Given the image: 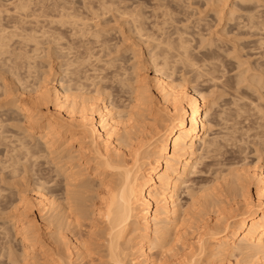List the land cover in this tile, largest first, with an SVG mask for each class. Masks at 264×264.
Segmentation results:
<instances>
[{
  "label": "bare ground",
  "instance_id": "6f19581e",
  "mask_svg": "<svg viewBox=\"0 0 264 264\" xmlns=\"http://www.w3.org/2000/svg\"><path fill=\"white\" fill-rule=\"evenodd\" d=\"M32 1L38 7H32ZM32 1L16 3L18 7L14 5L17 12L25 14L22 19L23 13L18 12L19 22L22 25L27 23L26 26L32 23L31 29L25 25L14 27L18 17H12L17 15L11 16V21L14 20L12 24L5 22L6 25H0H5V29L2 27L1 30L0 27V57L3 54L13 55L3 61L2 56L0 60L5 64L10 63H0V97H4V101H0V146L5 147L4 150L0 149L4 155L0 154V157H4L3 160L0 158V182L10 181L6 188L1 183L5 189L0 187V204L6 207L5 210L0 207V214L6 212L0 221V240L7 238L11 244V239H15V245L18 244L16 249L15 245L10 244V247H5L10 263L213 264L210 260L216 257L220 264H233L231 258L234 257L236 264H264L263 157L259 155V162L254 161L256 163H248L245 159V164L241 157L243 163L240 165V157L236 162V158L231 156L232 162L235 160L236 164L239 163L240 169L236 164L237 169L234 166V169L228 168L231 164L223 160L228 146L237 148L238 156L244 152L246 155L251 153L246 151L249 141L244 140V135L249 136L247 132L251 131L253 135L250 136L257 139L256 144L261 146L253 144L259 148L254 151H264V20L260 21L258 17L261 0L258 5L255 1L252 4L253 9L254 5L259 7L255 9L259 10L257 14L254 10L253 14L250 13L252 7L249 3L250 9L241 8L249 12L243 13L245 22L242 24L237 22L238 17L233 16L236 20L233 23L237 22L235 26L238 24L235 36L247 35L244 36L247 39L259 37L253 45L250 40H254L250 38L242 43L234 40L236 44L240 43L239 47L244 52L250 50H247L251 48L250 45L254 46L251 53L243 54H247L246 58L259 56L256 61L253 60L254 63L246 58L241 63L239 60L243 61V55L240 57L241 53H238L237 57L235 54L236 58L240 57L238 61L236 59L237 69L244 64L249 65L246 68L242 66L246 71L237 75L234 73L235 76L227 75L229 72L225 61L224 65L221 63L225 57L222 55V58L221 54L229 55L231 50L220 53L225 47L221 49L220 45L215 48V43L221 44L220 37L233 33L222 30L220 34L224 35L221 36L216 32L215 38L219 41L213 42L214 38H210L212 42L209 39L210 43L205 44V47L209 46L206 49L203 45L199 46L204 41L208 42L206 35L199 31L201 25L198 28L193 26L196 32L201 33L203 39L199 38L202 41L199 45L195 43L197 38L194 37L200 33H190V36L187 30L188 35L192 40L196 39L194 44L198 45L197 48L203 47L207 51L200 55L186 34L185 30L190 26L180 29V23L175 22L180 19V0H177L178 13L173 11L176 0L170 3L172 8L169 3L170 6L164 8L167 0H159L160 4L163 1L164 8L160 22L156 21L159 16L155 12L163 8L156 0L152 2H157L155 6H159L156 9L160 10L154 11L158 16L155 22H152L153 15L151 21L147 17L153 11L145 15L144 10L150 4L144 5L142 0L144 4L141 1L140 4L146 7L140 5L139 8L133 5L138 3L132 4L133 1L128 0L131 2L129 6L139 9L132 6L128 10L125 5L126 12L124 7L119 6L122 0H116L119 5H115L114 0H111L113 3L106 0L108 4L112 3L109 10L104 0L100 4L105 5L106 10L100 9L104 6L99 3L97 6L100 8L93 6L97 10L90 11L89 15L92 17V13L97 12L95 19L108 17L112 7L114 14H117L115 9L118 6V11L122 9L123 13L117 16L122 18L127 15L128 20L131 18L129 23H132L133 29H130V33H134L137 39L131 35L129 39L138 41V48L141 44L150 47L146 45L149 49H146L145 55L141 54L146 59L140 56L143 47L132 48L128 54L129 60L141 58L133 65L123 64L125 54L122 62L119 57L118 60L115 57L109 60L107 56L110 57L116 47L120 49L122 42L120 45L117 43L119 47L113 41L111 43L114 32L107 31L100 19L89 16L94 22L100 20L101 24H97L105 30L90 25L93 21L90 23L86 13H80L81 7H78L79 11L74 4V11L77 9L80 16L77 17L76 11H73L76 16H72V12L67 11L68 8L72 9V6L67 8L70 0ZM82 1L86 0L79 1L85 6ZM240 1L246 4V0ZM71 2L74 3V0ZM250 2L253 3L252 0ZM211 3L219 5V8L215 6L219 9L216 15L233 12L234 6H238H232L230 0ZM83 6L86 10L87 7ZM26 9L32 11L28 10L29 13ZM7 10H0V16L1 11L6 13ZM172 12H176L178 18ZM261 16L264 17V13ZM72 17H77L78 23L84 20L90 24L84 22L82 27L80 23V29ZM172 22L178 25H173V28L176 25L175 29L170 26L173 30L168 28ZM8 25L14 28L9 30ZM67 25L74 31V38L69 40L65 39L64 33L67 31L63 32L68 29ZM153 25L156 31L161 28L160 34L153 33L155 30L150 27ZM163 26L165 28L162 29ZM149 28H153V31ZM243 29L247 32H241ZM81 31L82 34L78 35ZM13 39L15 47L10 46L14 49L9 51L7 48ZM52 43L56 45V51H53L57 54L56 58L62 59V62L56 65V70L49 65V69L45 68L47 71L42 74L39 71L43 66L40 69V64H36L37 56H33L34 59L31 57L33 65H30L31 62L28 65L30 56H25L27 52L24 51L33 44L29 49L31 53L41 52L40 45L44 47ZM95 48H99V51L96 49L98 52H95ZM237 48L238 45L233 48L236 53ZM43 49L45 53H50V48ZM119 49L115 50L116 53H119ZM194 49L201 58L195 55ZM40 52L36 54L40 56ZM94 52L97 53L94 56L101 54L100 57L95 59ZM90 53L93 54L90 56ZM88 55L94 58L92 62L95 65L92 62L86 65L91 59ZM25 57L28 59V62L25 60L27 65L22 63ZM96 60L100 65H96ZM149 70H153V73H149ZM179 72H182L179 79L182 84L177 80ZM188 84L192 86L188 87ZM202 84L210 86L211 90L220 89L219 93H227L229 99L225 98L217 106L218 98L210 99L213 90L212 94L210 89L206 91L209 99L198 90ZM240 85L246 89H239ZM11 126L18 132H12ZM243 141L246 149L241 147ZM231 150L234 154V149ZM205 159L208 162L204 164ZM202 164L205 166L201 169ZM207 173L213 176H209L212 180L206 179ZM195 175L197 177L193 178ZM199 178H203L202 182L193 186ZM252 185L255 187L254 193ZM185 192H188L190 199L184 201L182 195ZM2 250L0 258L5 252Z\"/></svg>",
  "mask_w": 264,
  "mask_h": 264
},
{
  "label": "rangeland",
  "instance_id": "374dc122",
  "mask_svg": "<svg viewBox=\"0 0 264 264\" xmlns=\"http://www.w3.org/2000/svg\"><path fill=\"white\" fill-rule=\"evenodd\" d=\"M21 1H22V0H21ZM21 1H20V0H0V7L2 8L1 5H3V7H5V8H4L5 10H4L3 8H2V9L0 8V10H2V11L5 12V11L8 9V10L10 11V12H9V11L7 10L8 12H6V13H3V12L1 11V14H2V15H1L0 17L3 18V19H2V22H1V18H0V25H2V24H5V25H6L5 22H7V23H9V24H12L14 20L11 21V19H12V18H13V19H16V17H18V15H17L18 12H21V13H19V14H22V13H23L22 11H18V12H17V7H18L19 5H18V4L16 5V3H19V2H21ZM24 1H25V0H24ZM24 1H23V2H24ZM30 1H32V0H30ZM35 1H37V0H35ZM38 1H39V0H38ZM50 1L52 2V0H49V2H50ZM53 1H55V0H53ZM68 1H69V0H68ZM68 1H67V2H68ZM79 1H81V0H74V3H72L71 0H70V3H69V2H68L69 4L67 3V4H68L67 8L72 6V9H73V10H72L71 8H68V10H67V9H66V10H67L68 12L70 11V14H71V12H72V14H71L72 16H76V14H77V17H78L79 13H77V12L80 11L78 7H81V8H80V9H81L80 13H86L85 15L88 16V17H86V18H88V20H89L90 17H91V15H89V14H91L90 11H91V12H95V11H96L98 8H100L101 6H104V8L102 7V8H100V9H102V10H106L107 7L105 8V5L108 4V3H107L108 1H106V0H104L105 5H103V4L101 5V4H100V1L103 2V0H86L87 3H86V1H85V2L82 1V2L85 3V4H84L85 6H83V5H82L83 3L81 4ZM105 1H106V2H105ZM115 1H116V0H114L115 5H116V4L119 5V4L117 3V1H116V2H115ZM118 1H119V0H118ZM130 1H131V0H130ZM130 1H128V0H127V1H124V0L119 1V2L122 3L121 5H119L120 8L124 7V8H123V10H124V9H126V6H128L129 8L127 7V9L129 10L130 7H132L133 5H137L139 8H141V6H144V5H148V4H150V5L147 6V8H146L144 11L146 12L145 15L147 14V12L150 11L149 13H151V11H153V12L151 13V15H150V14H149V15L147 14V15H148L147 17L149 18V20L151 19V16L153 15L154 19L152 18V22H155V20L158 18V16H159V20L157 19L156 21H157V22H158V21H159V22L162 21L163 16H162L161 14L163 13L164 8H168L167 6H170V5L172 4V3H171L172 0H171V1L167 0V2L164 3V6H166V7L163 8V5H162V4H163V1H162V3L160 4L159 0H156V1L159 2L160 7L163 8V9L160 10V9H156V8H158L159 4H157V7H156V6H155V3H157V2L154 3V1L152 2V0H150V2H149V0H142V1L145 2V4H144L141 0H132V1H133L132 4H133V3H138L139 5H138V4H133L132 6H129V5L131 4ZM134 1H135V2H134ZM140 1H141V3H143L144 5H141V4H140ZM164 1H165V0H164ZM178 1H179V0H178ZM178 1H177V0H176V2L173 1V2H175V3H173V5H174V4H175V5H174V6L171 5L170 7L172 8V6H173V9H174L173 11H176L177 13H178V11H179L178 9L180 8V11H179V14H178L180 19H176V21H175V22H177V23H178V22L180 23V24H179V28L181 29L183 26H186V27H187V26H190V28L187 27L188 29L185 28V29H186V30H185V31H186V34L188 35V32L190 31V32H189V35H190V33L195 34V32H196V29H194L193 26H195V27L198 28V27H200V25H201V27L199 28V31H200V32L202 31L203 36H204V34L206 35L205 37L208 39V42H205V41H204V42H205V43L203 42L204 44L202 43L201 45H199V42L202 41L203 37L200 36V35H201L200 32H196V35H197L198 33H200V34H199L198 37H197V36L194 37V38H197V42H195V43L198 44L199 46H202V45H203V46L205 47V44L208 45V44L210 43V41H211L210 38H212V39L214 38V39H213V42H216V40L219 41V39H220L219 42H221V44H219V43H215V44H216V45H215V48H217V46H220V45H221V46H220L221 49H222V47H223V48L225 47L224 49L221 50L220 53H222L223 50H225L226 52H227V51H230V50H231V51H234L232 54H231V51L229 52L231 55H230V54L228 55V53H225V54L222 53V54H221V56H222V55H225V57L222 56V58H223V57H224V58L221 59V60H222L221 63H223V60L225 61V66H226V68H227V73L229 72L227 75L232 76V75H234V73H236L235 75H237V73L240 74V72H242L243 70L246 71V69H244V68H246L247 65H245V64H244L245 66L242 65L244 68H242V66H241V67H239V69H237L238 62H236V59H237V61H238V60L240 59V57H242L241 55H243V54L246 53V52H248L247 54H249V52L251 53L250 50H252L251 48L254 47V46H252V45L258 40L259 37L256 36V37H254V39H253V36H252V37H248V39H247V37L244 38V36H247V35H243V36H239V37H238V36H235V34H237V32H238V31H237V26H238V24H237V26H235V25H236V23H237L238 21H239L241 24H242V22H245V21H244V18H242V17H243V16L245 17V15H243V13H244V14L246 13V12H244V10H247V7H248V9H250V8L252 7V9L249 10L250 13H252V14L254 13V11H255V14H257L256 12L259 11L258 9H259V7H260L261 10H262V11H261V10H260V11H261V13H262V15H263V13H264V12H263V11H264V10H263V9H264V8H263V7H264V0H261V1H260L261 3L259 2V0H257V1H256V0H252L253 3L250 2L251 0L248 1V2H247V0H246V1H245L246 4L244 3V1H242V2H241V1L238 2L239 0H230L231 5H232V4H233V5L236 4V5L239 6V10H238V6H234L235 9H233V12H229V11H227L228 13H227V12H223L222 14H220L221 17H222V19H221V17H219V16H220L219 14L216 15V12L219 10V9H218V8H219V5H217L218 3H217L216 5H215V3H214V4L211 3L212 1L215 2V0H184V1H183V0H180V1H181V2H179L180 4L178 3ZM234 1H237L238 3H237V2L235 3ZM254 1L256 2V5H258V4L260 3V4H259V7H258V6L255 7V5H254V8H255V9L258 7L257 10L253 9L252 4H255ZM23 2H21V3H23ZM46 2H48V0H46ZM75 2H77V4H75ZM110 2L113 3V1L109 0V3H110ZM257 2H258V3H257ZM14 3H15V4H14ZM71 3H72V4H71ZM79 3H80L81 5H80ZM90 3H91V4H90ZM98 3H99L101 6L98 5V6H99V7H98V6H97ZM106 3H107V4H106ZM112 3H111V4H108L109 7H108L107 10H109V8H110V6L112 5ZM168 3H169V4L171 3V4L169 5ZM239 3H240V4H239ZM248 3H249V5L251 4V5H250L251 7L248 5ZM35 4H36V3H34V1H32V7H33ZM70 4H71V5H70ZM73 4H74L76 7H75ZM78 4H79V6H77ZM88 4H89V5H88ZM165 4H166V5H165ZM178 4H179V6L181 5L179 8H178ZM14 5L17 6V7L15 6L16 9L14 8ZM20 5H21V4H20ZM30 5H31V3H30ZM69 5H70V6H69ZM86 5H87V6H86ZM90 5H92V6H90ZM113 5H114V4H113ZM115 5H114V6H115ZM122 5H124V6H122ZM125 5H126V6H125ZM140 5H141V6H140ZM161 5H162V6H161ZM233 5H232V6H233ZM247 5H248V6H247ZM35 6L38 7V5H35ZM82 6H83V7H87L89 10H88L87 8H86V10H85V8L83 9ZM88 6H89V7H88ZM93 6L96 7V8L98 7V8H97V9H95V8L93 9ZM119 6H118V7H119ZM153 6H155V7L153 8ZM215 6H217L218 8H216ZM240 6H241V7H240ZM242 6H243V7H242ZM245 6H246V8H244ZM73 7L77 8L79 11H77V9H76V10H75L76 12H75V11H74L75 8H73ZM118 7H117V9H115V10H117V12H115V13H117V14H114V10H113L114 7H112L113 9H112V8L110 9V10L112 11V12L110 11L111 14H112V16H110L111 14L108 15V13H107L108 11H107V12H105V13L108 15V17H105V18L102 17V18H104V19H100V18H96V19H100V20H101V21H100V20H99V21L102 23L103 27H104V26L106 27V30H107V31H112V32H114V33L111 32V33H112L111 35H112V37H113V40H111V43H112V41H113V43H114V44L116 43L115 45L118 46L117 43H119V45H120V42H122V43H121V46H122V47L120 46V49L118 48V49L120 50L119 53H116V51H117L118 49H117V47L114 45V46L116 47L117 50L114 48V49L116 50V51L113 50V52L115 51L114 56L112 55L113 52L111 53L110 57L107 56V57L109 58V60H110V59H111V60H112V59L114 60L115 58H116V60H118V57H119V60L121 61V60H122L121 58H123V55L125 54V55H124V58H123V64H126V65H133V62H134V64H135V62H137V61H141V60H139V59H141V58H140L141 54L145 55L146 53L144 54V52L146 51V49H149L150 47H149L148 44H146V45H147L149 48H147L146 45H144V44H143V46H142V44L140 43V44H141V45H140V48H138V47H139V46H138V43H139V42H138V41H135V40H134V41L131 40L132 38L137 39L136 36L133 35L134 33H132V34L130 33V32H131L130 29H131V30L133 29V28H132V27H133L132 23H129V22H130L129 20H130L131 18L129 17V20H128L127 15H125L126 17L123 15L124 17L122 16V18H120L121 16H117L119 13H121V15H122V13H123V10H122V9H120V10H122L121 12H120V10L118 11ZM133 7L135 8V6H133ZM144 7H146V6H144ZM144 7H143V8H144ZM148 7H149V8H148ZM150 7H151V8H150ZM170 7H169V10H168V11H170ZM234 7H233V8H234ZM19 8L21 9V7H19ZM34 8H35V7H34ZM90 8H91V10H90ZM115 8H116V6H115ZM134 8H132V9H134ZM139 8H135V9L138 10ZM143 8H142V9H143ZM241 8L244 9V10H242ZM69 9H70V10H69ZM92 9H93L94 11H93ZM132 9H131V10H132ZM147 9H148V10H147ZM18 10H19V9H18ZM21 10H22V9H21ZM28 10H29V9H26V12L32 11V10H29V11H28ZM102 10H99V11H102ZM155 10H160V12H157V11L155 12L158 16L155 15V13H154ZM165 10H166V9H165ZM253 10H254V11H253ZM73 11H74L76 14H75ZM86 11H87V12H86ZM99 11H98V12H99ZM124 11L126 12L127 10H124ZM171 11H172V9H171ZM236 11H237V12H236ZM240 11H241V12H240ZM260 11H259V12H260ZM15 12H17V13H15ZM110 12H109V13H110ZM128 12H129V11H128ZM176 12H174V13L172 12L173 15L176 14ZM234 12H235L236 14H234ZM238 12H239V13H238ZM259 12H258V17L260 18V21H261V20H264V19H263L264 17L261 16V13H259ZM29 13H30V12H29ZM96 13H97V12H96ZM96 13H95V14L92 13V15L96 16ZM99 13H100V12H99ZM232 13H233V14H232ZM247 13H249V12H247ZM247 13H246V14H247ZM73 14H74V15H73ZM113 14H114L115 16H114ZM159 14H160V15H159ZM225 14H227V15L225 16ZM12 15H17V16H13V17L11 18ZM24 15H25V14L23 13V16H22V17H21V15H19V16H20L22 19H24V18H23V17H25ZM81 15H82V14H81ZM145 15H144V16H145ZM223 15H224L225 17H223ZM240 15H241V16H240ZM2 16H3V17H2ZM79 16H80V15H79ZM89 16H90V17H89ZM94 16H92L91 18H94V19H95ZM102 16H105V15H102ZM149 16H150V17H149ZM161 16H162V19H161ZM229 16H230V17H229ZM233 16L238 17V18H236V20L238 19L236 23H233V22L236 21V20H235V17H233ZM239 16H240L241 18H240ZM256 16H257V15H256ZM77 17H76V18H77ZM82 17H85V16L82 15ZM82 17H79V19H80V18L82 19ZM96 17H97V16H96ZM155 17H156V19H155ZM173 17H174V16H173ZM176 17L178 18L177 14L175 15V18H176ZM74 18H75V17H74ZM74 18L72 17V19L74 20V22H77V23H78V19L75 18V19H76V20H75ZM106 18H107V19H106ZM108 18H110V19L108 20ZM126 18H127V19H126ZM239 18H240V20H239ZM261 18H262V19H261ZM9 19H10V20H9ZM22 19H21V20H22ZM72 19H71V20H72ZM81 19H80V20H81ZM84 19H85V18H84ZM94 19H93V20H94ZM96 19H95V20H96ZM105 19L108 20L107 22H105L106 24L102 22V20H103V21H106ZM160 19H161V20H160ZM199 19H201L202 21H201V20L198 21ZM242 19H243V21H242ZM5 20H6V21H5ZM17 20H18L17 22H19V20H20L19 17H18ZM28 20H29V18H28ZM69 20H70V19H69ZM73 20H72V21H73ZM80 20H79V21H80ZM93 20L90 19V23H91V21H93ZM153 20H154V21H153ZM179 20H180V21H179ZM8 21H10V22H8ZM97 21H98V20H97ZM97 21H95V22L93 21L94 24H95V23H96V24L99 23V21H98V22H97ZM127 21H128V22H127ZM150 21H151V20H150ZM163 21H164V20H163ZM197 21H198V22H197ZM203 21L206 22V23H204ZM11 22H12V23H11ZM17 22L15 23V21H14V24L17 25V24H18ZM84 22H86V21L83 20L82 23H84ZM93 22H92L91 24H90L89 22H86V23H88V24H90V25H93L94 27H95V26L97 27V25H98V27H97V28L95 27V29H98V28H99L100 30H101V29H102V30H105L101 25H100L101 28L99 27V24H101V23H99V24H97V25H94ZM182 22H183V23H182ZM199 22H200V23H199ZM202 22H203V23H202ZM19 23H20L19 25H17V26L15 25L14 27H18V26H19V27H20V26L23 27L25 24H27V23H24V25H22L23 23H22L21 21H20ZM21 23H22V24H21ZM80 23H81V21L78 23V25H76L78 28H80V27H79ZM82 23H81V25H82ZM172 23H173V24H172ZM172 23H170V25L168 26V28H169L170 26L173 28V25H174V24L177 25V23H174V22H172ZM232 23H233V24H232ZM240 23H239V25H240ZM205 24H206V25H209L210 27H209V26H208L209 28L206 27ZM243 24L245 25V23H243ZM5 25L2 26V27H4V29H5ZM28 25H29V26H28ZM28 25H27V26L25 25V27L30 28V29L33 27V24H32V23H31L32 26L30 25V23H29ZM34 25H35V24H34ZM81 25H80V26H81ZM158 25L161 27V25H164V24H158ZM176 25H175V26H176ZM197 25H198V26H197ZM211 25H212L213 27H212ZM214 25H216V26H214ZM35 26H36V25H35ZM68 26H69V25L66 26V28H68V29H64V30H63V32H66V31H67L66 33H64L65 36H66V38H65L66 40H69V38H70V39H71V38H74V37H73L74 31L72 32V29H73V28L71 29V28H70L71 26H69V27H68ZM131 26H132V27H131ZM155 26H156V25H155ZM164 26H165V25H164ZM164 26L162 27V29L165 28V27H167V26H165V27H164ZM175 26H174L173 29L176 28ZM180 26H181V27H180ZM242 26H243V25H242ZM0 27H1V26H0ZM2 27H1V30L3 29ZM6 27H9V28H7V29H9V30L11 29V27L14 28L12 25H11V26L8 25V26H6ZM82 27H84V25H82ZM82 27H81L80 29H82ZM94 27H93V28H94ZM150 27H153V28H154V25H153V26H150ZM157 27H158V26H157ZM171 27H170V29H172ZM177 27H178V25H177ZM69 28H70V30H69ZM153 28H149V29H151V30L153 31ZM210 28H211V29H210ZM225 28H226L227 30H226ZM36 29L39 30V28H36ZM159 29H161V28H159ZM159 29H158V31H156L157 28H156V30H155V28H154L155 31H153V33H154V32H155V33L159 32V34H160L161 31H159ZM170 29H169V30H170ZM173 29H172V30H173ZM191 29H192V30H191ZM200 29H201V30H200ZM202 29H203V30H202ZM205 29H206V30H205ZM207 29H209V30H211V31H209V30H207ZM233 29L236 31V33H235V31H234ZM1 30H0V31H1ZM183 30H184V29H182L181 31H183ZM187 30H188V32H187ZM194 30H195V31H194ZM197 30H198V29H197ZM217 30H218V31H217ZM220 30H221V31L223 30L224 32L227 31L226 33H228V34L233 33L234 35L231 34V35H227V37H225L226 35L223 34V35H224V36H223V35L220 34V33H223V31L221 32ZM29 31H30V30H28L27 32H29ZM69 31H70V32H69ZM185 31H184V32H185ZM219 31H220V32H219ZM231 31H232V32H231ZM71 32H72V34H71ZM132 32H133V31H132ZM203 32H204V33H203ZM216 32H218L217 34H220V35L223 36V37H220L219 39H216V38H215V36L217 35ZM241 32L245 33V32H247V31H246V29H245V30L243 29V31H241ZM208 33L211 34V35H209ZM212 33H213V35H212ZM39 34H40V32H39ZM69 34H70L71 37L69 36ZM80 34H82V31H81L80 33H78V35H80ZM117 34H118V35H117ZM193 34H192V35H193ZM40 35H41V34H40ZM40 35H39V36H40ZM90 35H91V34H90ZM113 35H115V36H113ZM130 35H131V37H132L131 39H129ZM132 35H133V36H132ZM189 35H188V36H189ZM238 35H240V34H238ZM0 36H1V35H0ZM190 36H191V35H190ZM190 36H189V37H190ZM193 36H195V35H193ZM234 36H235V37H234ZM248 36H250V35H248ZM112 37H111V39H112ZM114 37H115V38H114ZM199 37L202 38V39H200ZM240 37H242V39H240V40L237 39V38H240ZM127 38H128V39H127ZM221 38H222L223 40H221ZM243 38H244V39H243ZM249 38L252 39V40H254V41H251V40H250V42L252 43V45H250L251 43L249 44V45L251 46V48H250V47L247 48V50H249V49H250V50L244 52V50H243L241 47H239V45H240V43H242L243 41H244V42L249 41ZM255 38H256V40H255ZM65 39H64V40H65ZM89 39H90V38H89ZM190 39H191V37H190ZM192 39H193V38H192ZM192 39H191V40H192ZM209 39H210V41H209ZM245 39H246L247 41H246ZM114 40H115V41H114ZM130 40H131V41H130ZM199 40H200V41H199ZM234 40H235L236 42H239V41H240V43L236 44ZM12 41H13V42H12ZM12 41H11V42H12V43H11V42H9V40H8V42H9L10 44H9V47H8L7 49H8L9 51H10L11 49H14V47H15V46L13 45V43L15 42V40L13 39ZM132 41L135 42V43H137V45H134L135 43H133ZM194 41H196V39L192 40L193 46H194V48H196V50H197V49L199 50L200 55H202V53L205 54V52L207 53V51H205V48H206V47H209V46H206L205 48H203V47H201V48H200V47L197 48L198 45L194 44ZM223 41H224V42H223ZM233 41H234V42H233ZM241 41H242V42H241ZM61 42H62V41H61ZM131 42H132V43H131ZM211 42H212V41H211ZM222 43H223V45H222ZM224 43H225V44H224ZM11 44H12V45H11ZM14 44H15V43H14ZM61 44H64V41H63ZM235 44H236V45H235ZM112 45H113V44H112ZM195 45H196V46H195ZM224 45H225V46H224ZM237 45H238V48H237V50H236V51H237V53H236L235 50H234L233 48H234V46H237ZM10 46H14V47L12 48V47H10ZM46 46H47V47H46ZM48 46H50V47H48ZM95 46H96V45H95ZM114 46H113V47H114ZM137 46H138V47H137ZM241 46H242V45H241ZM32 47H33V44H31V46H30L29 48H26V49H28V50L24 51L25 53L27 52V54H25V56H26V55H27V56H28V55L30 56V58H29V62H28L27 57H25V59L23 58L24 60H22V63L25 62V60L27 59L28 65H29L30 62H31L30 65H31V64L33 65V61H30V60H32L31 57H33V56L36 57V56H37L38 62H37L36 64H37V65L40 64V66H39L40 69H41V66H43L42 69H41L40 71L38 70L39 72L42 71V72H41L42 74L44 73L43 71H45V72L47 71V69H45V68L48 67V69H49V65H50L51 67L53 66L52 68H53L54 70H56V69H57V68H56V67H57L56 65H60V64H61L62 59H60V58H56V57H57V56H56L57 54H56L55 52H53V51H56V50H55L56 45H55L54 43L49 44V45H48V44H47V45L45 44V46H44V47H45V50H47V48H50V49H48L50 53H48V51H47L48 55H47V53H45V51H44V49H43V48H44L43 45H42V46H41V45L39 46V47H40L39 49L41 50V52H42V51L44 52V53L42 54V53L38 50V51L40 52V56H38V55H39V52H36V51H35L36 53H38V55H37L35 52H34V53H31V50H29V49H31ZM42 47H43V48H42ZM51 47H52V48H51ZM118 47H119V46H118ZM133 47H136V48H138V49H141V47H143V48L141 49L142 51L137 49L139 52L141 51V52H143V53H140L139 59H137V60H135V61H134V60H132V61L129 60V59H130L129 55H130V53L132 52V48H133ZM145 47H146V48H145ZM242 47H243V46H242ZM35 48H36V47H35ZM213 48H214V47H213ZM231 48H232V49H231ZM240 48H241V49H240ZM33 49H34V48H33ZM33 49H32V52L34 51ZM37 49H38V47H37ZM42 49H43V50H42ZM53 49H54V50H53ZM96 49L99 51V48H95V52H98ZM143 49H144V51H143ZM200 49H201V50L203 49V50L201 51ZM206 49H207V48H206ZM235 49H236V48H235ZM238 49H239V52H238ZM83 50H84V49H83ZM121 50H122L123 52H125V53L121 54V52H122ZM198 50H197V51H198ZM240 50H241L242 52H241ZM28 51H29V52H28ZM93 51H94V50H93ZM93 51H92V52H93ZM126 51H127V53H126ZM219 51H220V50H219ZM225 51H223V52H225ZM253 51L255 52L256 50H253ZM95 52H94V54H93V53H92V54H93V57H95V59H96V57H97V58H98V56L100 57L101 54L98 53V54H100V55H98V56H94V55L97 54V53H95ZM128 52H129V53H128ZM194 52H196L195 49H194ZM256 52H258V51H256ZM8 53L10 54V52H8ZM30 53L33 54V55L31 56ZM238 53H239V54L241 53V54L239 55L240 57H239V58H236V56L238 57ZM5 54H6V53H5ZM45 54L47 55V57H45ZM55 54H56V55H55ZM92 54L90 53V56H91ZM115 54H116V56H115ZM128 54H129V55H128ZM235 54H237V55L235 56ZM247 54L243 55V57H244V58H243V61L240 59L239 62H240V61H241V63L244 62V59L247 57V56H246ZM7 55H8V54H7ZM7 55H4V54L2 55V56H3L2 61L5 60L6 57H7V58H8V57L10 58L11 55H9V56H7ZM54 55H55V57H54ZM127 55H128V56H127ZM143 55H142V56H143ZM195 55L199 56L198 52H196ZM2 56H1V57H2ZM12 56H13V55H12ZM12 56H11V57H12ZM29 56H28V57H29ZM43 56H44V57H43ZM88 56H89V55H88ZM90 56H89V57H90ZM121 56H122V57H121ZM142 56H141V57H142ZM226 56H227V58H226ZM245 56H246V57H245ZM1 57H0V60H1ZM34 57H33V59H34ZM48 57H49V58H48ZM89 57L87 58L88 60H89L90 58L93 59V60L90 59V62L87 60L88 62H86V65H91V64H87V63H91L92 61H94V58H93V57H90V58H89ZM114 57H115V58H114ZM127 57H128V58H127ZM143 57H145V56H143ZM201 57H202V56H199V58H201ZM251 57H252V56H251ZM251 57H250V58L248 57V58H246V59H250V61H252L253 63L259 58V56H257V55H255L254 57H252L253 59H251ZM255 57H256V58H255ZM257 57H258V58H257ZM108 58H106V60H107ZM225 58H226V59H225ZM37 59H36V61H37ZM52 59H53V60H52ZM104 59H105V58H104ZM144 59H146V57H145ZM144 59H143V60H144ZM124 60H125L126 62H124ZM253 60H255V61H253ZM2 61H0V63H1ZM234 61H235V63H234ZM27 62H25L23 65H27ZM59 62H60V63H59ZM97 62H98V64H97ZM121 62H122V61H121ZM121 62H120V63H121ZM252 62H251V63H252ZM7 63H9V62H7ZM7 63H6V64H7ZM34 63H35V61H34ZM93 63H94V65H95V62H92V65H93ZM253 63H252V64H253ZM2 64L4 65L5 62H2L1 65H2ZM6 64H5V65H6ZM12 64H14V63H12ZM102 64H103V63L101 62V65H102ZM219 64H220V63H219ZM7 65H10V63L7 64ZM14 65H18V64H14ZM19 65H21V64H19ZM45 65H48V66L45 67ZM96 65H100L98 60H96ZM220 65H222V64H220ZM223 65H224V63H223ZM227 65H229V66H227ZM234 65H235V66L237 65V66L234 67ZM247 67H249V65H248ZM39 68H38V69H39ZM55 68H56V69H55ZM235 68H236L237 70H235ZM43 69H44V70H43ZM150 69H151V68H150ZM229 69H230V70H229ZM240 69H241V70H240ZM233 70H234V71H233ZM253 72H254V71H253ZM41 73H39V74L41 75ZM132 73H133V72H132ZM149 73H153V70H151V72H150V70H149ZM181 73H182V72H179V73L177 74V80L181 79V77H180V76L182 75ZM249 73H250V72H249ZM249 73H248V74H249ZM255 73H256V71H255ZM143 74H144V72H143ZM180 74H181V75H180ZM250 74H251V73H250ZM132 75H133V74H132ZM132 75H131V76H132ZM235 75H234V76H235ZM133 76H134V75H133ZM133 76H132V77H133ZM178 76H179L180 78H179ZM230 76H229V77H230ZM131 81H132V80H131ZM180 82H181V81L179 80L178 83H179V84H182V82H181V83H180ZM128 83H130V81H128ZM132 83H133V82H132ZM205 85H206V84H205ZM244 85H245V84H244ZM187 86L189 87V86H192V85L188 84ZM203 86H204V84H202L201 86L198 87V90L201 91V93L204 92V93L206 94V96H207L208 93H206V91L209 92L208 90L210 89V93L212 92L213 89L211 90V87H210V86H204V87H203ZM200 87H201V88H200ZM244 87H245V86H243V85L241 86V85H240V88H239V87H238V88H239V89H242V88H243V89L245 90L246 87H245V88H244ZM203 88H204V90H203ZM207 89H208V90H207ZM243 89H242V90H243ZM0 90H1V87H0ZM202 90H203V91H202ZM214 90H215L216 92H215ZM214 90H213V92L216 93V95L213 96L214 93L212 92L213 94L211 93V94H212V95L210 96L211 98L208 97V96H207V97H208V99H209V98H210V99L218 98V99H216V100H218V101H217V103H218L217 106H218V105L220 106V104H222L221 102H223V101L225 100V98L227 99L229 96H227V95H228L227 93H226L227 95H226L225 93H223V91H222V93H221V91H220V93H219V90H220V89H214ZM0 92H1V91H0ZM0 94H1V93H0ZM205 94H204V95H205ZM209 95H210V94H209ZM222 95H223V96H222ZM0 96H2V95H0ZM127 96H128V95H127ZM219 98H221V99H219ZM0 99H2V100H0L1 102L4 101V97H0ZM228 99H229V98H228ZM219 100H220V101H219ZM217 106H216V107H217ZM230 124H231V123H230ZM232 124H233V122H232ZM10 128H11V129H10ZM10 128H9V129L12 130V132H14V131H15V132H18V130H16V128H14V126H11ZM0 131H1V130H0ZM12 132H10V133H12ZM251 132L253 133V131H251ZM251 132H250V133L247 132V134H250V135H251ZM10 133H7V135H8V134L10 135ZM9 135H8V136H9ZM250 135H249V136H250ZM252 135H253V134H252ZM252 135H251V136H252ZM249 136L246 135V137H245V135H244V138H246V139L243 138L246 142L249 141V144H246V145L248 146V149H246L247 146L244 145V144H245V141L241 142V143H242V146H241V143H239V144H240L239 146L243 147V149H246V151L249 150V152H251V153H248V154L246 155L245 152H244L243 154H241V155L238 156L237 154H239V153L236 152V151H237V148H234L233 146H228V147L225 149V155H224L225 159H224V157H223V160H226V161H227V164H231V165H229L228 168H233V166L236 164V162H239V161H240V165H241V163H243V162H244L243 164H245V161H244L245 159H247L246 161H247L248 163H256L257 161L259 162V159L257 160V158L259 157V155L263 157L262 160H261V163L263 162V165H264V154H263L264 151L261 149V152H263V153H261V152L259 153L258 151H257V153H256V151H254V150H259V148L257 149V147H256L255 145H253V144H256L257 139H253V137H251V136H250V138H252V139H250ZM247 138H248V140H247ZM12 139H14V137H13ZM251 141H253L254 143H252ZM243 143H244V144H243ZM251 143H252V144H251ZM249 145H250V146H249ZM256 145H258V147H261V146H259V144H256ZM1 146H2V145H1ZM1 146H0V149L2 148ZM244 146H245V147H244ZM232 148L234 149V151L236 150L234 154H233V151L231 150ZM252 148H253V149H252ZM255 148H256V149H255ZM2 149L4 150L5 147L3 146ZM251 150H253L255 153H254L253 151H251ZM0 151H1V150H0ZM1 152H3V151H1ZM1 152H0V154L3 155V153H1ZM247 152H248V151H247ZM236 153H237V154H236ZM252 153H253V154H252ZM258 153H259V154H258ZM4 154H5V153H4ZM257 154H258V155H257ZM1 155H0V156H1ZM256 155H257V156H256ZM3 156H4V155H3ZM231 156H233V157L236 158V162H235V160L232 162L233 157H231ZM230 157H231V158H230ZM239 157H240V160L238 161L237 158H239ZM241 157H242L243 159H242ZM0 158H1V160L4 159V157H0ZM227 158H228V159H227ZM241 159L243 160V162L241 161ZM229 160H230V162H229ZM226 161H225V162H226ZM254 161H256V162H254ZM207 162H208V160L205 159V160H204V164L207 163ZM247 162H246V163H247ZM204 164H202V165L200 166L201 169L205 166ZM238 164H239V163L236 164V165H237V168L240 169V167H239ZM0 165H1V163H0ZM0 167H1V166H0ZM234 168H236V166H234ZM234 168H233V169H234ZM237 168H236V169H237ZM207 174H208V173H207ZM204 176H205V178L207 177L206 174H205ZM204 176H203V177H204ZM209 176H210V175L208 174V177H207L206 179H211V178H213L212 175L210 176L211 178H210ZM196 177H197V176L195 175V177H193V178H196ZM3 178H4V176H3ZM216 178H217V176L214 177V179H216ZM0 179H1V178H0ZM201 179L203 180V178H199V179H198L199 181L196 179L195 182L193 183V186H195V185L199 184L200 182H202ZM3 180H4V179H3ZM3 180H2V181H3ZM200 180H201V181H200ZM211 180H212V179H211ZM7 181H8V180H7ZM7 181H6V182L4 181V183H3V182H0V187H1V189H5V188H6L5 185H8V183L10 182V181H8V182H7ZM198 182H199V183H198ZM1 183H3V187H5V188L2 187V184H1ZM5 183H6V184H5ZM194 184H195V185H194ZM190 185H191V184H190ZM194 188L196 189V187H194ZM1 189H0V192H1ZM197 189H198V187H197ZM197 189H196V190H197ZM251 189H252V192L254 193V192H255V187H254L253 185L251 186ZM186 191H188V190H186ZM187 194H188V192H185V194L182 195V197L184 198V201L187 200V199H188V200L190 199V197L187 196ZM194 194H195V193H194ZM2 205H3V203L0 204V207L4 209L5 206H4V205L2 206ZM5 208H6V207H5ZM4 210H5V209H4ZM4 210H3V211H4ZM8 210H10V209H8ZM0 211H1V210H0ZM6 211H7V210H6ZM33 211H34V214H36V215L38 216V212L36 211L35 208H33ZM1 212H2V211H1ZM7 213H8V212H7ZM3 214H6V212H4ZM3 214H2V213L0 214V221H1L2 217L4 216ZM38 218H39V217H38ZM42 230H45V228H43ZM43 232H44V231H43ZM1 238H3V237L1 236ZM3 239H4V238H3ZM3 239L0 240V249L2 250V248L4 247V249H3L2 251L5 250V252H4V254L2 253L3 255H2V258H0V259H1L0 262L3 263V264H9V263H10V260H9V257H8V256H7V258H6L7 253H6V249H5V247H6V246H9V247H10V245H13V246H14V245L16 244V241H15V239H13V240L11 239V242H12V243L10 244V243L8 242L9 239H7V238L4 239V240H3ZM9 244H10V245H9ZM17 245H18V244H17ZM17 245L14 246L15 249L17 248V247H16ZM9 247H8V248H9ZM0 253H1V251H0ZM4 255H5V257H4ZM0 257H1V256H0ZM235 259H236V258H234V257L231 258V261L233 262V264L236 262ZM1 263H0V264H1ZM210 263H213V264H220V260L218 261V260L216 259V257H215L213 260H210ZM10 264H11V263H10ZM204 264H209V263H204ZM235 264H236V263H235ZM249 264H250V263H249ZM251 264H254V263H251Z\"/></svg>",
  "mask_w": 264,
  "mask_h": 264
}]
</instances>
